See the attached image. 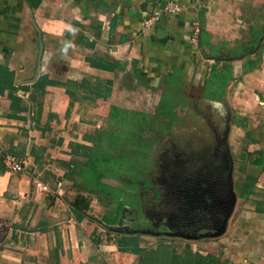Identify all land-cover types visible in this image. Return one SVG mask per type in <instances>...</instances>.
<instances>
[{"label":"crops","instance_id":"crops-1","mask_svg":"<svg viewBox=\"0 0 264 264\" xmlns=\"http://www.w3.org/2000/svg\"><path fill=\"white\" fill-rule=\"evenodd\" d=\"M171 1L176 14L143 26ZM215 61L232 72L222 101L235 205L220 229L175 237L93 217L84 206L97 192L87 170L74 174V147L117 131L112 107L149 113L168 75L186 85ZM0 68L12 75L0 82V264H264V0H0ZM35 177L51 192L37 195ZM116 237L143 252L118 251Z\"/></svg>","mask_w":264,"mask_h":264},{"label":"rangeland","instance_id":"rangeland-1","mask_svg":"<svg viewBox=\"0 0 264 264\" xmlns=\"http://www.w3.org/2000/svg\"><path fill=\"white\" fill-rule=\"evenodd\" d=\"M189 79L179 89V94L177 92L175 103L162 111L164 114H158L161 99L155 111L144 113L148 115L144 120L155 123L160 130H151L149 125L133 130L153 145L138 186L139 194L136 196L125 187L133 196L122 198L126 202L121 210V221L114 225L121 230H128L133 224L139 230H163L175 237L193 234L199 229L219 230L229 205L232 204V208L235 205L234 146L232 139L226 137L228 110L223 101L204 95L208 78L192 76ZM174 119L176 121L170 124ZM122 146V149L117 148V154L127 148ZM118 180L120 183L131 181L122 174ZM143 182L146 183L143 185ZM108 183L114 190L92 193L98 199L94 203L96 208L88 207L89 211H94L93 217L103 216L105 224L107 212H115L121 202L116 198L117 181Z\"/></svg>","mask_w":264,"mask_h":264},{"label":"trees","instance_id":"trees-1","mask_svg":"<svg viewBox=\"0 0 264 264\" xmlns=\"http://www.w3.org/2000/svg\"><path fill=\"white\" fill-rule=\"evenodd\" d=\"M199 46L201 47V50L205 56H214L213 54L216 52L215 48H211V51L206 55L204 52V42H199ZM0 72L2 73L1 75L6 77V79H3V77L0 79L1 84L5 83V85L10 87L12 84L11 73L5 71L2 68H0ZM178 73L179 72L174 71L165 78V88L159 105L160 109H158L159 115L164 114L165 112L162 111H166L167 106H170L171 103L173 104L177 100L176 94L177 92L179 94V89H181L184 84V82L181 80V75ZM231 77V63L215 61L206 82L204 95L208 96L209 98L222 101L225 95V87ZM209 89H213V91ZM10 92L11 89L9 88V93ZM9 95L12 98L11 93ZM12 100H14V98H12ZM111 116L117 119L118 128L116 132H103L100 142L97 141L95 137L89 138L90 142L93 144L92 147H74V154L76 158H78L77 166H75L74 169V174H78L77 172L80 169L79 174L81 173L83 175L87 170L89 176L87 179L90 181L88 185L89 190L95 193L103 191L112 192L114 188L108 183V181L116 180L118 183V186L115 187L119 189V193L116 194V198L121 202L115 212H107V225H115L118 223L121 216V210L126 202L124 199L122 200V198H125L127 195H129V197L133 196L127 191V189L133 190V194L136 196L139 194L140 191H138V186L143 179L144 172H146L145 167L147 164L149 148L153 145V142L146 140L140 133L135 134L133 130L136 131L139 127L147 128L148 125L151 130H160L157 128L155 123H147L144 119L148 118V115L143 113L124 111L117 107H112ZM134 117H139L140 119L136 120ZM174 121H176V119L172 120L170 124ZM122 144L126 145L127 148L122 150L121 153L119 152L117 154V148L121 146L120 148L122 149ZM119 174L129 177L131 181L120 183L118 180ZM145 183L146 182H143V185ZM125 187H127L126 190ZM79 202L80 200L77 198L72 203L75 210L79 209L81 204ZM85 206L84 208L88 209L89 202ZM75 216L77 219H79V215L76 214ZM115 239V246L117 247L118 251L127 252L130 249L132 252H143L142 250L138 249L137 238L116 237ZM54 254L55 255L53 256L57 259V250ZM55 261V264H57V260Z\"/></svg>","mask_w":264,"mask_h":264},{"label":"built area","instance_id":"built-area-1","mask_svg":"<svg viewBox=\"0 0 264 264\" xmlns=\"http://www.w3.org/2000/svg\"><path fill=\"white\" fill-rule=\"evenodd\" d=\"M179 6L174 2H167L163 4L151 17L143 21V26L147 27L153 22L159 21L160 17L165 15H174L179 11ZM4 162L6 166L13 172L16 173H27L26 168L27 164L24 161L17 160L13 155L4 151ZM35 183V189L37 195H46L51 192L48 185L44 184L38 177L33 179ZM9 224L3 221H0V232H4L9 229Z\"/></svg>","mask_w":264,"mask_h":264}]
</instances>
